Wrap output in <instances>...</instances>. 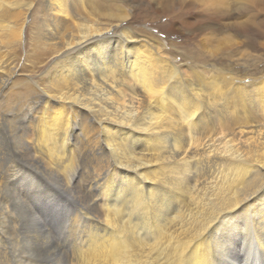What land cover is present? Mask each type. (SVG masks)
I'll return each instance as SVG.
<instances>
[{"label":"bare ground","instance_id":"bare-ground-1","mask_svg":"<svg viewBox=\"0 0 264 264\" xmlns=\"http://www.w3.org/2000/svg\"><path fill=\"white\" fill-rule=\"evenodd\" d=\"M123 1L0 0V264H264V65L178 64Z\"/></svg>","mask_w":264,"mask_h":264},{"label":"rangeland","instance_id":"rangeland-1","mask_svg":"<svg viewBox=\"0 0 264 264\" xmlns=\"http://www.w3.org/2000/svg\"><path fill=\"white\" fill-rule=\"evenodd\" d=\"M109 1L120 3V0ZM125 1L144 3L141 6L144 5L148 13L140 10L136 20L129 23L137 30L142 29L141 33L145 30L146 33L161 39L168 53L176 55L178 64L191 61L207 66L220 59L226 65L225 68H235L238 71L237 77L241 79L251 78L255 73V67L263 69L264 37L254 39L251 29L254 30L253 23L264 19V0H226V5L221 6L220 12L216 8L214 10L213 6H208V0H204L203 3L200 0H188L183 9L170 8V13L162 12L161 5L155 0L123 2ZM30 17L31 22L33 17L32 15ZM249 27L251 28L249 32H243ZM24 34L26 42L24 41L20 47L0 48L2 55H6L1 63L3 70L8 72L11 68H16L17 75L14 77L17 80H24L29 75L28 72H23V66H32V63L25 59L30 32ZM249 40L254 41V44H249ZM245 69L252 74L246 77Z\"/></svg>","mask_w":264,"mask_h":264}]
</instances>
